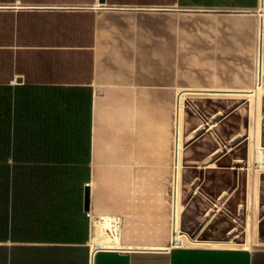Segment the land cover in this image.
<instances>
[{"label":"crops","instance_id":"1","mask_svg":"<svg viewBox=\"0 0 264 264\" xmlns=\"http://www.w3.org/2000/svg\"><path fill=\"white\" fill-rule=\"evenodd\" d=\"M263 61L264 0H0V106L88 108L89 210L120 218L91 251L83 185L0 264H264Z\"/></svg>","mask_w":264,"mask_h":264},{"label":"trees","instance_id":"2","mask_svg":"<svg viewBox=\"0 0 264 264\" xmlns=\"http://www.w3.org/2000/svg\"><path fill=\"white\" fill-rule=\"evenodd\" d=\"M0 106V235L80 209L89 180V109L69 107L47 121L43 106ZM51 110V114H52ZM45 115V117H44ZM18 229V228H17ZM11 236L17 234L11 232Z\"/></svg>","mask_w":264,"mask_h":264},{"label":"built area","instance_id":"3","mask_svg":"<svg viewBox=\"0 0 264 264\" xmlns=\"http://www.w3.org/2000/svg\"><path fill=\"white\" fill-rule=\"evenodd\" d=\"M85 215L89 219V233L87 242L91 251L104 246L102 243L103 235H107L110 239L118 235L120 227V218L117 215H94L90 210H86Z\"/></svg>","mask_w":264,"mask_h":264},{"label":"bare ground","instance_id":"4","mask_svg":"<svg viewBox=\"0 0 264 264\" xmlns=\"http://www.w3.org/2000/svg\"><path fill=\"white\" fill-rule=\"evenodd\" d=\"M255 127V126H254ZM256 130V129H255ZM253 131V130H252ZM250 137H251V134H250ZM252 138H254V136L252 137ZM251 147H253V146H251ZM259 152V151H258ZM255 160V159H254ZM262 161V160H261ZM251 176V175H250ZM255 176V175H254ZM255 181V180H254ZM254 183V182H253ZM255 184V183H254ZM252 186V185H251ZM254 186V185H253ZM177 190V189H176ZM252 190H254V188L252 189ZM179 192V191H178ZM177 192V193H178ZM176 194V193H175ZM177 196V195H176ZM254 196H256V195H254ZM176 198V197H175ZM249 198V197H248ZM251 201H253V200H251ZM180 206V205H179ZM176 209V208H175ZM177 210V209H176ZM248 210V209H247ZM249 223V222H248ZM251 224V223H250ZM175 225V224H174ZM249 225V224H248ZM173 226V225H172ZM252 226V225H251ZM175 228H176V226H175ZM249 228V227H248ZM250 230V229H249ZM179 235V234H178ZM184 235V234H183ZM182 237V236H181ZM177 239H179L178 237H176ZM175 239V238H174ZM176 239V240H177ZM180 240V239H179ZM175 241V240H174ZM180 242V241H179ZM102 243H103V245L106 247V246H114V245H120L119 244V242H118V235L117 236H115L114 238H112V239H110L107 235H103L102 236ZM177 243V242H176ZM215 244H217V243H215ZM226 244V243H225ZM220 245V244H219ZM218 245V246H219ZM228 245V244H227Z\"/></svg>","mask_w":264,"mask_h":264},{"label":"rangeland","instance_id":"5","mask_svg":"<svg viewBox=\"0 0 264 264\" xmlns=\"http://www.w3.org/2000/svg\"><path fill=\"white\" fill-rule=\"evenodd\" d=\"M258 95H259V97L261 96V94H263L264 93V61H263V85H262V87L258 90ZM260 115H261V118H260V122H261V120L263 121V127H264V106H261L260 108H259V111H258V115H257V117H260ZM259 121V120H258ZM257 121V122H258ZM259 123V122H258ZM262 160V161H261ZM260 162H261V168L262 169H264V167H263V157L262 156H260Z\"/></svg>","mask_w":264,"mask_h":264},{"label":"water","instance_id":"6","mask_svg":"<svg viewBox=\"0 0 264 264\" xmlns=\"http://www.w3.org/2000/svg\"><path fill=\"white\" fill-rule=\"evenodd\" d=\"M89 200H90V187H89V184L86 183L84 185V190H83V209L84 211L89 210Z\"/></svg>","mask_w":264,"mask_h":264}]
</instances>
